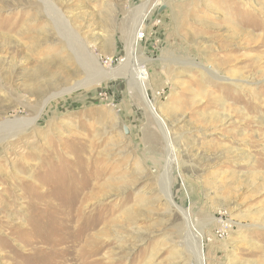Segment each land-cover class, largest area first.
Segmentation results:
<instances>
[{
    "label": "rangeland",
    "instance_id": "1",
    "mask_svg": "<svg viewBox=\"0 0 264 264\" xmlns=\"http://www.w3.org/2000/svg\"><path fill=\"white\" fill-rule=\"evenodd\" d=\"M263 8L0 0V264H264Z\"/></svg>",
    "mask_w": 264,
    "mask_h": 264
},
{
    "label": "bare ground",
    "instance_id": "2",
    "mask_svg": "<svg viewBox=\"0 0 264 264\" xmlns=\"http://www.w3.org/2000/svg\"><path fill=\"white\" fill-rule=\"evenodd\" d=\"M264 9V8H263ZM143 9L140 11V13H141V18H142V16H143ZM264 11V10H263ZM137 15V14H136ZM137 21H138V18H137ZM135 27H137V25H136V23H134V25H133V29H132V32H131V34L133 35V31H134V28ZM131 35V36H132ZM133 38V37H132ZM58 42V41H57ZM130 44H132V43H134V40L133 39H130L129 41H128ZM130 67V65H129V63H128V61L125 63V64H123L122 65V67H121V69L120 70H118V71H115L114 72V75H105V74H108V73H105L104 75L102 74V75H100L99 73V75L97 74L96 76H95V78L96 79H99V78H103V77H105V78H110V77H115V76H121V77H123V78H127L128 80L130 79V82H131V69L129 68ZM137 81L139 82V83H135L136 85H137V87L139 88V90L141 91V95H142V99L147 103V106L149 107V110L150 111H152V117L156 120V122L159 124V127L161 128H163V126H161V122H162V119H161V117H159L158 115H157V113L155 112V107H154V104H153V102L152 101H150L149 99H148V96L146 95V89H145V87L142 85V83H141V79H137ZM132 84V83H131ZM14 127H18V124L16 123H11V124H9V129H13ZM16 129V128H15ZM161 130V129H160ZM165 131V130H164ZM168 133V132H167ZM14 134V133H13ZM16 134V133H15ZM165 137H166V140L168 141L169 140V138H168V136H167V134H165ZM167 145H169V143L167 142ZM166 145V146H167ZM170 152L172 151V150H169ZM170 157H171V154H170ZM169 162H170V158H169ZM168 164V163H167ZM168 188V187H167ZM167 192V191H166ZM165 193V192H164ZM163 193V197H164V200H166V202H169L171 199V197H170V195H169V192L168 193H165L164 194Z\"/></svg>",
    "mask_w": 264,
    "mask_h": 264
},
{
    "label": "built area",
    "instance_id": "3",
    "mask_svg": "<svg viewBox=\"0 0 264 264\" xmlns=\"http://www.w3.org/2000/svg\"><path fill=\"white\" fill-rule=\"evenodd\" d=\"M138 37H139V40H141L143 38V34L142 33H139L138 34Z\"/></svg>",
    "mask_w": 264,
    "mask_h": 264
}]
</instances>
